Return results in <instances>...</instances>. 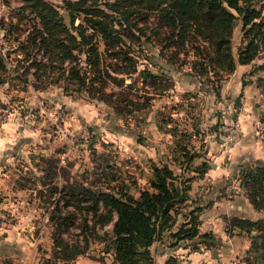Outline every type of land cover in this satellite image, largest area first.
<instances>
[{
    "label": "rangeland",
    "instance_id": "374dc122",
    "mask_svg": "<svg viewBox=\"0 0 264 264\" xmlns=\"http://www.w3.org/2000/svg\"><path fill=\"white\" fill-rule=\"evenodd\" d=\"M42 1L54 5L63 22L70 25L65 6L74 0ZM114 1L86 0L119 18V11L107 7ZM251 2L261 10L256 20L263 22L260 29L264 30V0ZM30 3L0 0V57L6 66L0 70L6 74L0 84V240L5 235L25 238L31 243L29 249L37 254V262L71 264L80 255L111 260V254H102L109 239L89 236L84 252L73 260L61 254L63 243L54 246L57 216H66L75 205L73 198L63 195L62 186L81 182L95 190L120 189L137 197L140 190L151 189L152 166L167 165L177 178L190 179V195L203 206L199 229L212 234V246L199 243L190 250L183 240L171 246L165 231L150 246L155 264H260L262 251L251 244L256 231L249 234L234 227L226 232L227 215L222 212L228 208L238 211L242 203L250 202L238 178L245 166L239 167V160L233 161L229 154L247 125L255 138L264 142V37L250 61L238 62V50L249 37L237 16L229 36L233 67L207 68L201 44L208 52L213 49L211 45L191 34L181 44L176 36L168 35L170 29L159 23L154 8L142 7L145 19L134 16V21L146 25L149 38L142 35L132 48L137 68L148 67L158 78L153 83L138 72L112 70L105 86L106 91L113 92L110 99L93 90H66L57 83L36 88L14 77L17 64H30L41 54L30 44L29 55L17 50L20 39L35 22ZM79 14L75 24L82 19ZM86 32H92L91 28ZM95 38L102 50L100 37ZM79 56L84 59V53ZM68 62L74 59H65ZM238 64L245 66L238 68ZM119 78L124 79L121 85ZM119 94L133 102L126 103V108L119 106L115 100ZM210 139L215 140L216 155L207 152ZM185 154L193 156L188 159ZM203 161L208 167L200 173ZM221 165L227 166V173H221ZM75 214L62 234L63 241L70 244L78 240L84 245L81 225L85 215ZM108 226H97L99 233Z\"/></svg>",
    "mask_w": 264,
    "mask_h": 264
},
{
    "label": "trees",
    "instance_id": "16d2710c",
    "mask_svg": "<svg viewBox=\"0 0 264 264\" xmlns=\"http://www.w3.org/2000/svg\"><path fill=\"white\" fill-rule=\"evenodd\" d=\"M30 1V12L35 13V22L25 38L20 39L17 50L29 55L30 44L41 54L30 64H17L14 77H21L24 84L31 83L36 88L43 87L45 83H57L66 90L85 89L90 93L93 90V93L111 99L113 92L106 91L105 86L112 70L121 74L138 72L144 80L149 79L154 83L157 74L148 67L137 68V57L132 48L142 35L149 38L145 34L146 25H138L134 21V16L145 19L142 7L154 8L159 23L168 27V35L176 36L181 44H184L186 35L191 34L200 36L203 42L211 45L213 49L208 52L207 46L201 44L207 56V68L229 70L233 67L229 36L237 16L242 20L244 35L249 37L238 50V62L250 61L264 37V30L260 29L263 22L256 20L261 17V10L254 6L252 0H115L107 3L111 10L119 11V18L87 4L86 0H74L65 6L69 13V26L63 22V15L54 5L42 0ZM142 1L144 5L139 8L137 4ZM79 13H82V19L75 24ZM88 27L92 32H86ZM7 31L2 33L3 37H6ZM95 36L100 37L102 50L98 48V38ZM81 53H84L83 60L79 56ZM106 56L113 62L107 61ZM65 59H74V62L65 63ZM5 69L3 57H0V70ZM5 78L6 74L0 73V84ZM118 82L121 85L124 79L119 78ZM126 86H131V83ZM115 100L125 108L126 103L133 102L121 94L116 95ZM185 156L191 159L193 155ZM206 165L205 161L201 163L200 173L206 171ZM243 166L245 168L240 170L238 177L240 185L253 206L264 211V163L239 165ZM152 169L154 178L150 180L151 189L140 190L137 197L120 189L95 190L81 182L62 186L63 195H68L75 202L74 210H68L66 216H57L53 227L54 246L64 244L61 251L64 259L73 260L77 254L84 252L89 236L109 239L102 248V254H111L113 262L117 264H155L150 246L161 239L165 231L169 232L171 246L180 245L182 240L186 241L190 250L198 248L199 243L212 246L209 241L212 234L201 233L199 229V215L203 206L196 204L190 195V179L177 178L167 165L154 164ZM76 211L85 215L81 225L84 245H80L78 240L69 244L62 237L77 217ZM87 215L90 216V223ZM106 224H109L108 229L99 233L97 226L102 228ZM234 227L249 234L256 231L257 234L251 236V244L262 251L260 264H264V217L227 216L226 232ZM97 259H102V256ZM43 263L50 264L48 260ZM4 264L19 263L8 259Z\"/></svg>",
    "mask_w": 264,
    "mask_h": 264
},
{
    "label": "crops",
    "instance_id": "0c3cea01",
    "mask_svg": "<svg viewBox=\"0 0 264 264\" xmlns=\"http://www.w3.org/2000/svg\"><path fill=\"white\" fill-rule=\"evenodd\" d=\"M241 66H245V64H238V68ZM247 127L243 128L244 131L241 138L235 142V145L231 150L232 152L229 154L233 161L239 160L238 166L241 163L245 164L247 162L264 163V142L260 138L256 139L252 133V129L249 130ZM215 148V140L210 139L207 152L214 154ZM227 172V166L221 165V173L223 174ZM237 207H239V205H237ZM263 213L264 211L256 209L250 202L242 203L241 209L238 211H235L233 208H228L222 212V214L227 216L233 214L252 219L263 216ZM222 232L225 231L222 230ZM222 234L223 233L220 235ZM30 245L31 243L28 240L25 241V238L17 236L10 238L9 235L3 236V239L0 240V264H4V262L8 259H11L19 264H36L38 260L37 254L34 250L29 249ZM45 254L47 255V253ZM104 259L105 261H101L95 257L80 255L75 258L71 264H117L108 257H104Z\"/></svg>",
    "mask_w": 264,
    "mask_h": 264
},
{
    "label": "built area",
    "instance_id": "2783aa9c",
    "mask_svg": "<svg viewBox=\"0 0 264 264\" xmlns=\"http://www.w3.org/2000/svg\"><path fill=\"white\" fill-rule=\"evenodd\" d=\"M36 264H44V263L39 261V262H37Z\"/></svg>",
    "mask_w": 264,
    "mask_h": 264
}]
</instances>
